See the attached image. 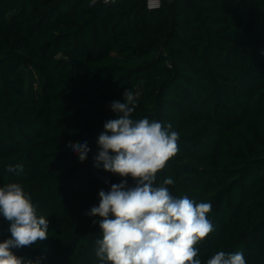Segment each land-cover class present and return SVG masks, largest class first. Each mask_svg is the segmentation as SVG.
<instances>
[{
    "label": "trees",
    "instance_id": "obj_1",
    "mask_svg": "<svg viewBox=\"0 0 264 264\" xmlns=\"http://www.w3.org/2000/svg\"><path fill=\"white\" fill-rule=\"evenodd\" d=\"M125 89L132 119L180 134L156 184L171 177L173 196L212 204L202 261L243 251L264 264V0H0V187L20 183L49 221L47 240L12 251L102 264L101 218L86 213L123 178L93 157ZM85 141L80 162L67 145ZM9 228L0 215V242Z\"/></svg>",
    "mask_w": 264,
    "mask_h": 264
},
{
    "label": "clouds",
    "instance_id": "obj_2",
    "mask_svg": "<svg viewBox=\"0 0 264 264\" xmlns=\"http://www.w3.org/2000/svg\"><path fill=\"white\" fill-rule=\"evenodd\" d=\"M124 102L112 101L116 119L104 122L97 139L94 166L117 174L121 182L98 193L99 204L86 213L99 224L102 235L95 241V256L102 264H247L243 251H219L206 261L197 247L214 225L208 218L210 202L197 203L187 195L175 197L168 185L171 177L156 184L157 174L178 151L179 132L148 118H131L136 98L130 89L123 92ZM80 162L91 151L87 142L67 145ZM8 172L20 175L22 164L9 165ZM134 182L129 185L128 179ZM108 183V181H105ZM0 215L10 223L11 237L0 242V264H38L25 260L12 250L30 247L49 238V221L37 208L20 183L0 187Z\"/></svg>",
    "mask_w": 264,
    "mask_h": 264
},
{
    "label": "built area",
    "instance_id": "obj_3",
    "mask_svg": "<svg viewBox=\"0 0 264 264\" xmlns=\"http://www.w3.org/2000/svg\"><path fill=\"white\" fill-rule=\"evenodd\" d=\"M106 3L115 2L117 0H103ZM147 6L150 9H157L161 6V0H147Z\"/></svg>",
    "mask_w": 264,
    "mask_h": 264
}]
</instances>
